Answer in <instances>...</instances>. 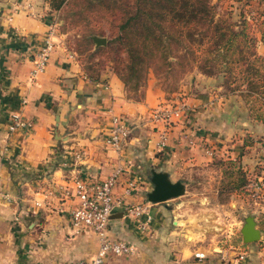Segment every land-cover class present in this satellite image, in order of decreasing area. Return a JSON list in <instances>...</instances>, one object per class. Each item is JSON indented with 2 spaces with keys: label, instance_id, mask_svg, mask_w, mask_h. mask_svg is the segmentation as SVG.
I'll return each instance as SVG.
<instances>
[{
  "label": "crops",
  "instance_id": "crops-1",
  "mask_svg": "<svg viewBox=\"0 0 264 264\" xmlns=\"http://www.w3.org/2000/svg\"><path fill=\"white\" fill-rule=\"evenodd\" d=\"M28 2L34 4L36 16L29 15ZM49 13L47 0H0V264H68L93 258L98 251L96 234L75 227L71 219L78 204L74 179L100 181L118 165L125 168L124 180L138 182L129 202H148L154 187L151 168L168 172L172 181L181 180L186 191L189 184L193 190L191 195L152 203L146 229L134 217L115 212L110 237L132 243L137 252L109 257L105 264H217L223 259L230 264H264L257 244L243 243L242 220L235 211L252 202L254 212L264 216V202L234 192L226 203L220 195L228 181L223 177L227 159L237 161L235 170L242 167L249 176L259 174L264 124L251 116L241 120L240 111L232 117L236 98L220 92L222 87L208 90L212 78L201 72L183 80L173 98L149 82L139 101L129 97L112 68L104 70L98 82L89 79L77 56H70L67 34L56 29ZM50 28H55V49L45 72L31 79L33 54ZM178 96H184L192 111L159 150L151 111ZM109 112L121 115L132 128L122 153L107 143ZM15 113L32 120L34 127L10 133L8 124ZM248 135L255 141L259 135L261 141L244 147ZM206 144L218 157L207 155ZM79 151L84 152L82 161L75 160ZM203 172L208 177L202 181L198 175ZM58 186L71 194L61 195ZM257 219L264 234V217ZM228 232L234 250L224 243ZM196 252L206 257L199 260Z\"/></svg>",
  "mask_w": 264,
  "mask_h": 264
},
{
  "label": "trees",
  "instance_id": "trees-1",
  "mask_svg": "<svg viewBox=\"0 0 264 264\" xmlns=\"http://www.w3.org/2000/svg\"><path fill=\"white\" fill-rule=\"evenodd\" d=\"M51 5L63 10L66 27L83 30L74 51L88 53L91 60L106 56L127 91L140 92L151 71L157 76L184 73L193 57L200 72L209 77L219 67L227 96L244 92L246 98L264 104V55L257 50L259 40L253 26L246 18L234 21L220 15L213 0H51ZM94 36L106 37L107 44L96 48ZM100 62L83 68L96 82L104 71L96 67ZM239 80L242 84L232 88ZM244 84L247 88L242 90ZM144 97L130 98L139 101ZM257 109L255 119L264 124V106ZM254 142L248 135L244 147ZM248 181L241 171L236 179L222 184L221 198L223 192L248 194L244 189Z\"/></svg>",
  "mask_w": 264,
  "mask_h": 264
},
{
  "label": "built area",
  "instance_id": "built-area-1",
  "mask_svg": "<svg viewBox=\"0 0 264 264\" xmlns=\"http://www.w3.org/2000/svg\"><path fill=\"white\" fill-rule=\"evenodd\" d=\"M26 9L29 15L36 16L34 4L28 2ZM55 28H50L43 45L33 54V67L30 72V78L35 79L48 67L51 55L55 49L53 35ZM72 58L76 57L74 51H69ZM192 108L185 100L184 96H178L172 100L162 102L151 111V120L154 128L159 133V150L166 147L170 133L174 127L186 119L191 113ZM110 113V112H109ZM111 126L107 138L108 145L118 153H122L124 147L131 136L132 128L126 123L121 115L110 113ZM161 125V128L160 126ZM34 127L32 120L23 119L20 114H13L8 124L10 133L17 130H30ZM188 137V136H187ZM188 143L194 146L195 141L191 138ZM207 155L211 158L218 157L214 147L205 148ZM84 152L75 153V160L82 161ZM260 172L257 176L249 178L244 189L248 195L256 201L264 202V160L260 163ZM125 168L121 165L106 176L103 180L91 181L88 178L78 176L74 179V196L78 200L76 208L71 211V219L75 227H85L92 230L98 237V251L96 255L89 260H78L68 264H105L109 257L134 255L137 250L134 245L127 241L114 240L110 237L109 224L113 214L117 211L134 217L140 223L142 228H148L152 219L150 202L132 203L129 198L138 187L135 179L124 180ZM121 192H118L119 189ZM57 192L61 195H70V191L64 186H58ZM231 233L228 232L223 237L224 243L231 249L236 246L231 242ZM195 257L199 260L206 256L201 252H196ZM245 254L239 255L243 259ZM217 264H230L228 260L223 259Z\"/></svg>",
  "mask_w": 264,
  "mask_h": 264
},
{
  "label": "rangeland",
  "instance_id": "rangeland-1",
  "mask_svg": "<svg viewBox=\"0 0 264 264\" xmlns=\"http://www.w3.org/2000/svg\"><path fill=\"white\" fill-rule=\"evenodd\" d=\"M47 2L49 3V12H50L49 14H50V18L52 19L53 24L55 26H57L56 29L59 30L61 33L63 32V33L67 34V42L66 43H67L68 50L74 51V49L77 48V41L82 40L79 37V33H80V35H82L83 30L73 29L71 27H66L65 26V20H64L65 14H64L63 10L53 8L51 5V0H47ZM213 3L216 5L217 11L220 15L230 16V17H232V19L234 21H239L243 18H246L252 24L253 34L255 36H257V38L259 40L257 50L260 54L264 55V37H263L264 0H213ZM197 49H198L197 50L198 54H200V52H202L201 48L197 46ZM76 56H77V59L79 60V62L81 63V65L83 66V68H84V66L90 67V66L94 65L95 63H99L101 61L100 62L101 64L99 66L97 65L96 67H98V68L103 67L104 70H106L108 68H112L114 70V63L113 62H107L106 56H104V55H97L96 57L93 58L94 60H91L90 56L86 52L83 54L76 53ZM210 66L212 67L213 63H210ZM214 69L216 72V74L214 76L209 77L208 75L204 74L208 78H212V83H211L208 90L214 92L215 89H213V86H218V87H222L220 92H223V94H227L228 89L226 87L222 86V84L224 82V78L221 75V73L219 72V67L215 66ZM199 72H200V70L198 68V63L195 61V59L193 57H190L188 64H187V67H186V71L184 73H180V72L179 73H176V72L160 73L157 76L154 74L153 71H151L148 75L146 85L140 90V92L136 93L133 90H130V91H128V95H129V97H133V98L134 97H141L143 94L145 95L146 87H147V85H149V82H151L152 84H155L156 86H158L167 95L169 94L170 98H173L172 97V94L174 93L173 90L176 89V91H177L180 88V85L183 82V80L184 81L189 80V79H191L190 78L191 75L198 74ZM233 80L234 79L232 78L231 81H233ZM237 84H242V82L240 80L237 82H234V83H232L231 87L235 88V86ZM171 87L174 89H172ZM246 88L247 87L245 84L241 86L242 90H245ZM243 94H245V93L244 92L243 93L236 92L235 94H230L231 96L236 98L235 100L237 101V106H239V111L241 114L240 118H241V120L246 119L250 116L255 118V116L258 112L257 108H259L261 110L263 108L264 104L256 101L254 98H250V99L246 98V96ZM240 118L238 120L241 122ZM256 137L257 138H256V141L254 143L261 141V138H260L261 136L258 135ZM252 138L255 139V137H253V136H252ZM204 147L206 148V147H208V145L206 144V145H204ZM222 163H223V161H222ZM236 163H237V161H230L229 159L224 161L223 165H224L226 170L224 169L225 172L223 174V177L225 178V180H232V178L236 179L241 171H243L246 174L247 179L253 177V176H249V174H247V172L244 171L242 169V167L240 170H235L234 168L239 165L238 163L237 164ZM259 166L261 167V165H258V167ZM235 171H236V173H235ZM198 176H199L200 180H202V181L205 180L206 177H208V175L205 172L199 174ZM201 186L203 188L202 190L206 191L207 187L206 186L203 187L202 184H201ZM188 189L185 192V194L191 195V191L193 190V188H192V186H190V184H189ZM188 191H189V193H188ZM220 191H221V187H220ZM223 193H224V195L221 199L223 201L225 200L226 203H229V201L231 199V194H229V192H228V194H227V192H223ZM252 199H254V198L252 197ZM230 209L234 210L235 205L233 206V208H230ZM235 211H236V215H237L236 218L238 220H243V217L245 216L244 212H247V214L252 212L255 215H257L258 217H260V219H263V217H264L262 213L254 212L256 210H255V206L252 204V202L249 205H247L245 210H243L239 207L238 210H235ZM234 233H235V230H234ZM96 237H97V235H96ZM232 238H233V236H232ZM232 238H231V240H232ZM97 241H98V237H97ZM235 243H237V241ZM254 244H257L259 251L263 253L260 255V260H262V259L264 260V234H263V239L257 243H254Z\"/></svg>",
  "mask_w": 264,
  "mask_h": 264
},
{
  "label": "water",
  "instance_id": "water-1",
  "mask_svg": "<svg viewBox=\"0 0 264 264\" xmlns=\"http://www.w3.org/2000/svg\"><path fill=\"white\" fill-rule=\"evenodd\" d=\"M93 39L96 43V48L107 44V38L105 37L94 36ZM238 115L239 106L235 105L231 111V116L237 118ZM151 174V181L154 187L152 191L147 194L148 202H166L170 199L177 198L185 194V184L181 180L175 182L172 181L168 172L158 171L155 168H151ZM240 234L242 235L244 244H254L263 239V232L259 226L257 215L251 212L243 217Z\"/></svg>",
  "mask_w": 264,
  "mask_h": 264
}]
</instances>
